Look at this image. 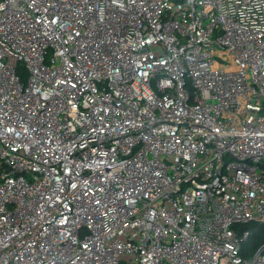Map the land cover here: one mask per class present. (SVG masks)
Instances as JSON below:
<instances>
[{
    "label": "built area",
    "instance_id": "built-area-1",
    "mask_svg": "<svg viewBox=\"0 0 264 264\" xmlns=\"http://www.w3.org/2000/svg\"><path fill=\"white\" fill-rule=\"evenodd\" d=\"M250 222L264 0H0V264H264Z\"/></svg>",
    "mask_w": 264,
    "mask_h": 264
},
{
    "label": "trees",
    "instance_id": "trees-1",
    "mask_svg": "<svg viewBox=\"0 0 264 264\" xmlns=\"http://www.w3.org/2000/svg\"><path fill=\"white\" fill-rule=\"evenodd\" d=\"M20 73L23 80H26L27 71L23 67H21ZM242 226L250 230V237L248 238L243 248H245V251L246 249L255 251L257 248H259L260 245L264 243V224H260L258 222H250Z\"/></svg>",
    "mask_w": 264,
    "mask_h": 264
}]
</instances>
